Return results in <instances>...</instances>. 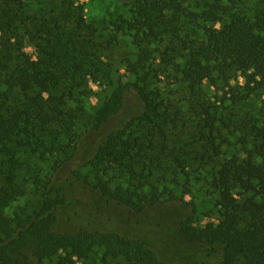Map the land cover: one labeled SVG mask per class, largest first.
<instances>
[{
  "label": "trees",
  "instance_id": "obj_1",
  "mask_svg": "<svg viewBox=\"0 0 264 264\" xmlns=\"http://www.w3.org/2000/svg\"><path fill=\"white\" fill-rule=\"evenodd\" d=\"M115 1L130 4V18L111 23L113 40L127 35L135 51V80L125 84L111 81L101 46L87 38L95 29L84 7L0 0V175L7 187L0 192V264H264V98L247 109L264 96V0ZM100 80L109 96L101 93L99 107L87 110V87ZM204 84L214 89L213 101ZM128 109L122 128L108 133L88 162L108 202L142 213L159 205L149 180L185 176L193 162L211 167L218 220L201 229L183 223L171 263L142 240L54 232L65 200L53 188L5 214L23 196L15 184L28 161L58 170L65 139L86 112L99 131ZM222 131L239 134L241 156L233 162L218 161ZM110 171L116 183L103 179ZM137 179L146 193L136 190ZM196 247L210 252L201 258Z\"/></svg>",
  "mask_w": 264,
  "mask_h": 264
},
{
  "label": "rangeland",
  "instance_id": "obj_2",
  "mask_svg": "<svg viewBox=\"0 0 264 264\" xmlns=\"http://www.w3.org/2000/svg\"><path fill=\"white\" fill-rule=\"evenodd\" d=\"M75 6L84 7L86 18L92 21L94 36L92 39L100 48V60L105 69L111 68V81L134 82L131 72L134 49L129 36L113 40L114 34L111 23L120 24L122 19L130 18V4L115 0H70ZM127 4V5H126ZM24 52L31 59H36L34 48L24 43ZM156 65L158 60H156ZM240 84L243 83L239 79ZM235 84V83H232ZM91 98L89 107H99V95L109 96L108 82L100 80L91 82L87 87ZM204 92L214 100V89L203 85ZM104 92V93H103ZM263 97L255 95L247 109H254ZM126 110L117 118L106 124L101 130L94 131L92 112H86L78 119L71 129L70 140L65 139L66 148L59 156L61 167L53 168L52 163L45 160L32 159L24 166V171L15 186L23 192V196L12 202L5 214L10 216L17 208L31 206L44 188H53L64 197L65 204L56 211L54 232L58 234H74L88 231L98 234L117 235L124 239H138L148 244L159 259L170 262L174 255L173 242L178 241V232L183 223H191L194 228L201 229L207 224L216 223L218 210L215 207L216 192L211 186L210 166L198 167V163L185 170L181 177L168 175L165 184H157L155 179L149 180L148 186L157 188L160 195L159 205L142 213L128 209L120 204L108 202L101 196L93 181L89 159L95 153L103 138L110 132L122 128L131 112ZM224 144L221 146L222 155L219 162L237 160L240 154L239 134L222 131ZM188 135L183 134L179 139L180 145L187 142ZM41 174H37L38 171ZM140 172L139 167L136 168ZM37 176V177H35ZM112 182L118 181L116 172L110 171L103 177ZM143 180L134 182L138 192H147ZM45 186V187H44ZM111 185H109L110 187ZM145 186V187H144ZM143 187V188H141ZM166 187L167 190H164ZM113 191V188L110 187ZM7 189L3 177L0 175V192ZM171 194V197H167ZM194 254L204 258L210 250L208 247H196ZM171 263V262H170Z\"/></svg>",
  "mask_w": 264,
  "mask_h": 264
}]
</instances>
